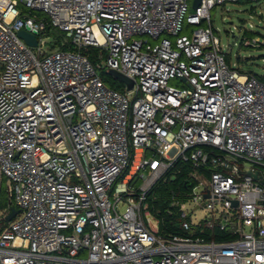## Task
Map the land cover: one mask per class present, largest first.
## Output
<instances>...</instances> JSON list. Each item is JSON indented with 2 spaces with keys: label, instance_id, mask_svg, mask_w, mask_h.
Returning a JSON list of instances; mask_svg holds the SVG:
<instances>
[{
  "label": "built area",
  "instance_id": "1",
  "mask_svg": "<svg viewBox=\"0 0 264 264\" xmlns=\"http://www.w3.org/2000/svg\"><path fill=\"white\" fill-rule=\"evenodd\" d=\"M193 1L0 0V264H264V81L226 64L210 20L251 0ZM182 172L162 233L148 192Z\"/></svg>",
  "mask_w": 264,
  "mask_h": 264
},
{
  "label": "rangeland",
  "instance_id": "2",
  "mask_svg": "<svg viewBox=\"0 0 264 264\" xmlns=\"http://www.w3.org/2000/svg\"><path fill=\"white\" fill-rule=\"evenodd\" d=\"M188 12H193L191 3L188 5ZM210 20L213 34L219 39L220 50L225 60H228L233 68L254 73L264 81V0H251L244 3L227 2L224 5L216 6L210 11ZM205 27H208L206 21H203L200 26H191L183 21L180 35L191 37L192 31ZM244 32L248 34L245 37ZM49 36L52 39L55 36H61V34L54 33ZM143 39L150 44L157 43L148 36ZM118 83L122 85V90L119 91H125L124 84L119 81ZM168 85L177 88L184 86L181 81L176 79L169 80ZM144 173L146 174L147 171ZM140 184L141 180H134V187H138ZM6 189L7 185L3 181L0 187V210L5 208L8 202ZM118 209L121 212L124 205L119 204ZM191 209H193L192 222L205 218L204 210L193 203H188L187 211Z\"/></svg>",
  "mask_w": 264,
  "mask_h": 264
},
{
  "label": "trees",
  "instance_id": "3",
  "mask_svg": "<svg viewBox=\"0 0 264 264\" xmlns=\"http://www.w3.org/2000/svg\"><path fill=\"white\" fill-rule=\"evenodd\" d=\"M246 1H240L236 3H244ZM47 31L48 34H53L54 33H59L51 26H47ZM61 36H55L53 38V42L51 43L50 47L52 49L54 48H59L60 50H73V46L70 44L69 41L64 40V35L60 33ZM56 35V34H55ZM244 37L247 34V32H244ZM54 37V36H53ZM82 53L88 57V60L93 64L96 65L98 62L97 59V50L94 48H87L82 50ZM226 64L240 73H246L249 75H255L254 73L251 72H244L240 70L239 68H233V65L230 64L228 60H225ZM99 75L104 84L108 86L111 89L114 90H122V85L118 83L117 80L112 78L107 71L101 69L99 70ZM256 76V75H255ZM258 77V76H257ZM261 79V77H258ZM187 167V166H184ZM185 172H182L178 175L175 176L174 179H161L156 184L150 189L148 192V205L150 210L161 220L159 222V230L162 233L170 232L172 234L179 233L180 229L178 227V222L176 219V215L170 212H167V209L170 208L169 206V196L171 193L174 192H187L191 188V184L185 180ZM170 211L176 212L175 208H170Z\"/></svg>",
  "mask_w": 264,
  "mask_h": 264
},
{
  "label": "water",
  "instance_id": "4",
  "mask_svg": "<svg viewBox=\"0 0 264 264\" xmlns=\"http://www.w3.org/2000/svg\"><path fill=\"white\" fill-rule=\"evenodd\" d=\"M199 4H200V0H194L193 4H192V9L196 10L197 7L199 6ZM17 35L19 38L24 40L29 46H33V47L36 46L37 40L32 34H29L26 31H20L17 33ZM108 74L112 78H114L115 80H118L119 82L123 83L124 86L126 87V90L132 89L133 82L130 79L126 78L125 76H123L122 74H120L114 70H109ZM234 204H235V202H234ZM263 205H264V203H263ZM15 214H17V211L12 210L11 213L7 216V219L10 220Z\"/></svg>",
  "mask_w": 264,
  "mask_h": 264
}]
</instances>
